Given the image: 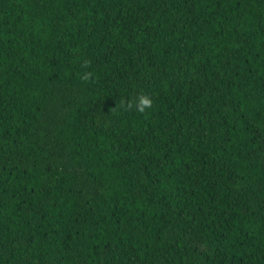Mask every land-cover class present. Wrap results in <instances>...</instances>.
Listing matches in <instances>:
<instances>
[{"label":"trees","instance_id":"1","mask_svg":"<svg viewBox=\"0 0 264 264\" xmlns=\"http://www.w3.org/2000/svg\"><path fill=\"white\" fill-rule=\"evenodd\" d=\"M0 264H264V0H0Z\"/></svg>","mask_w":264,"mask_h":264},{"label":"clouds","instance_id":"2","mask_svg":"<svg viewBox=\"0 0 264 264\" xmlns=\"http://www.w3.org/2000/svg\"><path fill=\"white\" fill-rule=\"evenodd\" d=\"M89 75H91V74L90 73L89 74H85L84 79H88ZM137 105H138V111L144 112L146 108L151 107L152 100L147 95H141L137 99Z\"/></svg>","mask_w":264,"mask_h":264}]
</instances>
